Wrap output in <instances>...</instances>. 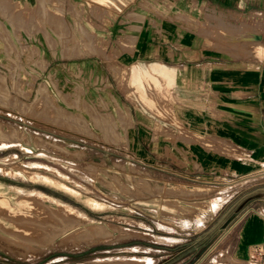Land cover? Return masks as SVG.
I'll list each match as a JSON object with an SVG mask.
<instances>
[{
  "label": "rangeland",
  "instance_id": "rangeland-1",
  "mask_svg": "<svg viewBox=\"0 0 264 264\" xmlns=\"http://www.w3.org/2000/svg\"><path fill=\"white\" fill-rule=\"evenodd\" d=\"M217 9L181 28L209 52L254 57L245 45L264 43V15ZM175 11L171 0H0V264H261L260 249L243 262L235 247L264 206V166L197 180L171 161L188 137L166 124L173 84L146 66L171 59L154 44L175 22L146 21L147 38L127 24ZM160 197L159 211L132 203Z\"/></svg>",
  "mask_w": 264,
  "mask_h": 264
},
{
  "label": "crops",
  "instance_id": "crops-1",
  "mask_svg": "<svg viewBox=\"0 0 264 264\" xmlns=\"http://www.w3.org/2000/svg\"><path fill=\"white\" fill-rule=\"evenodd\" d=\"M171 1L177 11L162 16L143 12L141 24H127L130 29L139 26L141 38H147L150 30H144L146 21L175 22L172 30L161 25L157 36L165 38L154 44L156 57L171 59L154 60L146 66L156 69L168 84H173V119L166 124L188 137L186 141L174 142L175 154L171 161L187 167L188 172H195L196 176L191 178L197 180H208L203 175L213 172L258 171L264 166V58H256L255 53L254 57H229L209 52L213 49L202 35L190 33L181 26L207 19V13L201 10L209 5L219 11L248 10L262 16L264 0ZM214 50L230 52L215 47ZM147 69V78L158 82L160 77ZM134 74L139 77L137 70ZM116 101L119 103L117 98ZM118 109L121 120H132L128 106ZM238 148L242 152H237ZM259 249L263 252L260 257L264 264V206L251 211L241 224L235 257L250 261Z\"/></svg>",
  "mask_w": 264,
  "mask_h": 264
},
{
  "label": "bare ground",
  "instance_id": "bare-ground-1",
  "mask_svg": "<svg viewBox=\"0 0 264 264\" xmlns=\"http://www.w3.org/2000/svg\"><path fill=\"white\" fill-rule=\"evenodd\" d=\"M258 32V31H257ZM256 38L258 37V35H256L255 36ZM256 40H258V39H256ZM250 42V41H249ZM245 46H247V47H251L252 49L254 48L255 49V51H254V53H255V56H258V57H260V58H262L263 56H264V43H262V42H254V41H252V42H250V43H247ZM251 49V50H252ZM253 49V50H254ZM238 150H239V148H238ZM239 151H242V149L241 150H239ZM0 201H3L2 199H0ZM68 210H69V215L71 216V217H73V218H79L81 221H84V222H89V221H91V219H89L87 216H77L78 214L75 212V210L74 209H72V208H70V207H68ZM48 216V215H47ZM59 234V233H58ZM23 235V234H22ZM48 235V234H47ZM46 235H44V237H45ZM98 238L99 239H105V236L104 235H100V236H98ZM46 239V238H45ZM119 239V238H118ZM66 241V240H65ZM92 241H93V239L91 240V241H89L90 243H92ZM42 244H43V242H42ZM12 247H14V246H12ZM71 248V247H70ZM22 249V248H21ZM20 248H19V250H21ZM14 250V249H13ZM26 252V251H25ZM35 254L34 255H36V251L34 252ZM25 254V253H24ZM24 257V256H23Z\"/></svg>",
  "mask_w": 264,
  "mask_h": 264
},
{
  "label": "water",
  "instance_id": "water-1",
  "mask_svg": "<svg viewBox=\"0 0 264 264\" xmlns=\"http://www.w3.org/2000/svg\"><path fill=\"white\" fill-rule=\"evenodd\" d=\"M133 204H138L147 207H155L158 211L161 209L162 206V198H155V199H136L132 202Z\"/></svg>",
  "mask_w": 264,
  "mask_h": 264
},
{
  "label": "built area",
  "instance_id": "built-area-1",
  "mask_svg": "<svg viewBox=\"0 0 264 264\" xmlns=\"http://www.w3.org/2000/svg\"><path fill=\"white\" fill-rule=\"evenodd\" d=\"M263 253V252H262Z\"/></svg>",
  "mask_w": 264,
  "mask_h": 264
}]
</instances>
